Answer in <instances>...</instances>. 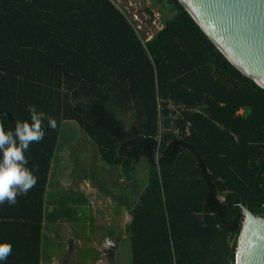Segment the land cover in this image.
<instances>
[{"label":"trees","instance_id":"trees-1","mask_svg":"<svg viewBox=\"0 0 264 264\" xmlns=\"http://www.w3.org/2000/svg\"><path fill=\"white\" fill-rule=\"evenodd\" d=\"M152 1L171 17L142 43L112 0H0V125L30 122L29 105L57 120L25 153L36 185L0 204V243L12 245L0 264H40L66 120L124 179L147 161L144 190L126 205L130 264H234L242 207L264 216V89L178 0Z\"/></svg>","mask_w":264,"mask_h":264},{"label":"rangeland","instance_id":"rangeland-1","mask_svg":"<svg viewBox=\"0 0 264 264\" xmlns=\"http://www.w3.org/2000/svg\"><path fill=\"white\" fill-rule=\"evenodd\" d=\"M114 2V4H117L119 6V8L125 12V14L129 17V19L131 20V22L133 24H139L140 28H141V32L147 35L152 34V32L154 33L156 30V27L152 25L151 22L147 21L148 19H146L145 16H143L144 12L146 9H152L153 11H159L161 13L162 16L166 17V18H170L171 15L169 12H161L158 8V6L152 1V0H112ZM136 13V15L138 14V17L136 18L134 16V14ZM133 18H132V17ZM171 109L175 110V107L170 106ZM243 110H239L238 113H242ZM127 116V115H126ZM126 116H123L122 118L124 120H126L128 123L133 121V117L132 114H130V118L132 120H129V118L127 119ZM63 137L64 139H69L71 136V139L69 141H66L65 145H62L57 152L58 155V169L62 171H69V168L67 167V165L71 164V162L69 163V161L63 157L64 155H70V153L78 150L79 153H74L72 160L75 158V156L77 158L80 159L79 161V166H82L85 169V172H92L93 173V177L95 180V183H98L99 186V191L96 192L90 185L88 182H76V183H72L71 177L66 178L65 181H63L64 187H66L65 189L67 190L65 193V196H59V195H54V199H53V203L55 205V214L56 216H59L61 213L62 217L65 213L66 215V211L64 209V204L70 201V204H75L76 202H79L81 200V196L79 194V192L84 196V199L86 200V206L82 207L84 205V203H82L81 205H75V207L72 208V210H69L67 212V216L66 219H73L72 221L74 223L70 224V228L73 229L75 231V233L78 234L79 236H83L82 238H71L70 244H75L76 249L78 250V247H84L85 249H83L82 252L87 251V254L91 253V249L96 251V245H93L92 243V248H89L88 245L91 244L87 241L86 238H84L86 235L90 234L91 237H93V231H101V234H98V236H96V238H99L102 240V237L104 236H109L112 237L113 239H117V234L118 232H120V228L117 227L116 222L119 223L118 218H117V214L119 212H122L123 208L118 205L119 201L115 200L113 195H116L118 193H121L122 195H126V196H130L133 199V195L129 194L128 192L122 191L120 190V186H117L116 184H114L117 179H118V171L119 173H121L120 169L117 167H111L108 168L109 166L104 165L102 163V165H98V159L92 158V155H96V149L94 147H92L90 144L91 142L89 141V139L87 138L86 135H84V133L81 132L80 128L75 124L74 121H67L64 122L61 128V135L60 137ZM76 140V142H74ZM59 142H63L61 139L59 140ZM63 144V143H62ZM76 144V145H75ZM62 155V156H61ZM65 166V168L63 167ZM108 168V170H107ZM77 176L82 175V172H79L78 174H76ZM76 175L73 176V179L76 180L77 177ZM147 175H148V165H147V161L145 158H142L141 161L139 162V164L136 167V173L133 175V179H137L138 184H142L145 183L146 185V181H147ZM69 176V174L67 175ZM90 177H88L87 179H89ZM133 179H129L128 181H132ZM124 182V181H123ZM86 183V184H85ZM125 184V183H124ZM144 185V187H145ZM129 186V185H128ZM101 188H108L110 190V194L112 195V202L113 205L111 207V205H109V208L111 209L112 212V217L113 219L111 220V217H109V210L108 208H102L104 207L103 205L107 206L109 200L106 199L105 195L102 196V192H100V190H102ZM77 190V191H76ZM144 190V188L142 189ZM137 191L140 192V190L137 188ZM133 193H136V187H134V189L132 190ZM67 196V197H66ZM118 196V195H116ZM84 199L83 202L85 201ZM72 201V202H71ZM135 201V200H134ZM52 202V201H51ZM96 209H99L101 211H98ZM129 210V209H128ZM104 211V213H106L107 215L103 216V219L106 222H109V226H105L101 220H99L100 218L102 219V217L99 215V212L102 213ZM96 212V213H95ZM96 214V217L99 216V219L96 218L95 220L98 221H94L92 220V215ZM103 214V213H102ZM64 215V216H65ZM69 217V218H68ZM86 217L88 218V221L85 223L84 225V221L86 220ZM123 225H126L128 223V221L130 220V217H123ZM60 225V226H59ZM93 225V226H92ZM59 226V227H58ZM58 226H50V225H44V250L48 251L47 254L45 256L42 255V260H43V264H55L53 261L54 257H58L60 254L64 253V252H68V243H64L67 242L68 239H70L69 237L73 236V233H69V227L65 224H58ZM62 227V228H61ZM121 227V226H119ZM48 230V231H47ZM54 234L55 233V237L51 236V238L49 237V234ZM59 233V234H58ZM58 235V236H57ZM70 235V236H69ZM63 238V239H62ZM49 239V241H48ZM78 240H80V244H78ZM90 241V240H89ZM65 244V251H64V246H61ZM59 245V246H58ZM47 248V250H46ZM76 250V252H77ZM90 251V252H89ZM100 253V252H98ZM101 259L98 260H94V261H90L89 259H85L84 261H81V259L83 260V258H78V259H74L76 264H79L82 262V264H130V247H129V243L126 241L122 242L119 244V247L116 251V255H115V263L112 257H100Z\"/></svg>","mask_w":264,"mask_h":264},{"label":"water","instance_id":"water-1","mask_svg":"<svg viewBox=\"0 0 264 264\" xmlns=\"http://www.w3.org/2000/svg\"><path fill=\"white\" fill-rule=\"evenodd\" d=\"M178 2L227 61L264 89V0ZM241 210L234 264H264V216Z\"/></svg>","mask_w":264,"mask_h":264},{"label":"crops","instance_id":"crops-1","mask_svg":"<svg viewBox=\"0 0 264 264\" xmlns=\"http://www.w3.org/2000/svg\"><path fill=\"white\" fill-rule=\"evenodd\" d=\"M67 121H72V120H66V121H64V122H67ZM63 122V123H64ZM75 122V121H74ZM63 123H62V125H63ZM76 124V123H75ZM77 125V124H76ZM78 126V125H77ZM79 127V126H78ZM62 128V127H61ZM82 132V131H81ZM63 142H59L58 143V147H57V149H56V153H55V155H54V158H53V160H52V163H51V167H50V170H49V180H48V186H47V190H46V203H45V214H46V217L47 218H49L50 220H52V222L51 223H46V225H50V226H58V224H62V225H64L65 224V226L67 225L68 227H69V233H70V235H71V233H73V236L72 237H69L70 239H68L67 240V242H64L65 244L66 243H68V252H64V253H62V254H60L57 258L56 257H54L53 258V261H55L54 263L55 264H58V262L62 259V258H66V259H69V260H72L73 262H75L74 261V259H78V258H83V260L81 259V261H84L85 259H89V258H91L92 257V255H94V254H98V258H96V260H98V259H101L100 257H109L108 255H106L103 251H104V243L103 242H107V241H109V243L110 242H112V243H114L113 245H111V252L110 253H112V255H111V257L113 258V260H114V263L116 262L115 260V255H116V251H117V249H118V247H119V244L120 243H122V242H124V241H126L127 239H126V237H127V234H126V230H125V227L130 223V221H131V216H130V214H129V210H128V207L126 206L127 205V203H128V201H130V200H134V195H133V192H132V190L134 189V187H139V188H141V189H143L144 188V185H145V183H142V184H138V181H137V179L135 180V179H133L132 181H128V180H126V179H124L123 178V175L121 174V173H119V171H118V179H117V181L114 183V184H116L117 186H120V190H122V191H125V192H128L129 194H132L133 195V199H132V197H128V196H124V195H122L121 193H118V194H116V195H118V196H116V195H113V197H114V199L115 200H117V201H119V203H118V205H120L122 208H123V210H122V212H119L118 214H117V218H118V221H119V223H117L116 222V225H117V227L118 228H120V232H118V234H117V239H113L112 237H109V236H104V237H102V240L100 239V237L99 238H96V236H98V234H101L102 232L100 231H93V237H91V235L90 234H88V235H86L84 238H86L87 239V241L89 242V243H91V244H89L88 245V247L89 248H92V243H93V245H96V248H95V250L96 251H94V250H92L91 249V253L90 254H87V251H85V252H82L83 251V249H85L84 247H78V250L76 249V246H75V244L73 245V244H70V241H72L71 240V238H77V239H79V238H82L83 236H79L78 237V234L77 233H75V231L73 230V229H71L70 228V224H72V223H74L72 220L73 219H66V216H67V212L69 211V210H72V208L73 207H75V205H81L82 203H84V205L83 206H81V208L82 207H84V206H86V200L84 199V196L79 192V194H80V196H81V200L79 201V202H76L75 204H70V201L69 202H67V203H65L64 204V206L66 207L65 208V211H66V215H65V213H64V217H60L59 219H55L56 217H55V211H54V209H55V205H54V203H53V199H54V195H59V194H62V195H59V196H65L66 195V187H64V184H63V181H65L66 180V178H68V177H71V180H72V182H71V184L74 182V183H76V182H78V183H80V182H88L89 183V185L96 191V192H98L99 191V188H96V187H98L99 186V184L98 183H95V180H94V177H93V173L92 172H90V173H88V172H85V169L82 167V166H79L78 164H79V161H80V159L79 158H77L76 156H75V158L72 160V157H73V154L74 153H79L78 152V150H76V151H74V152H72V153H70V155H64L63 157H65L68 161H69V163L71 162V164H69V165H67V167L69 168V171H62L61 170V173H60V170L58 169V155H57V152H58V149L62 146V145H65V143H66V141H69L70 139H71V136H70V138L69 139H64L62 136H61V138H60ZM90 141V140H89ZM74 142H76V140L74 141ZM63 143V144H62ZM77 143V142H76ZM76 145V144H75ZM92 147H94L92 144H90ZM95 148V147H94ZM96 149V148H95ZM79 154H82V153H79ZM62 156V155H61ZM96 158V159H98V165L100 166V165H102V162L100 161V159H99V157H98V155H92V158ZM94 158V159H95ZM103 166V165H102ZM64 168H65V166H63ZM108 168H111V167H108ZM108 168H107V170H108ZM79 172H82V175H80V176H77L76 174H78ZM69 174V176H67ZM74 175H76V177H77V179L76 180H74L73 179V176ZM88 177H90L89 179H87ZM92 177V178H91ZM63 180V181H62ZM124 181V182H123ZM125 183V184H124ZM86 184V183H85ZM129 185V186H128ZM102 190H100V192H102V196L103 195H105V197H106V199H108L109 200V202H108V205L107 206H105V205H103L104 207H102V208H108V210H109V217H111V220L113 219V217H112V212H111V209L109 208V205H111V207H112V205H113V202H112V195L110 194V190L108 189V188H101ZM77 191V190H76ZM67 197V196H66ZM82 199H84L85 201L83 202V200ZM52 201V202H51ZM72 202V201H71ZM96 210H98V211H101V210H99V209H96ZM96 213V212H95ZM103 213V214H102ZM102 213H100L99 212V215L102 217V219L100 218L99 219V216L98 217H96V214H95V217L96 218H98L99 220H101V222L105 225V226H108V227H110L109 226V222H111V221H109V222H106L104 219H103V216L104 215H107L106 213H104V211L102 212ZM92 215V220L94 221V223H95V221H98V220H95L96 218L94 217V215L93 214H91ZM123 217L125 218H127V217H130V220L128 221V223L126 224V225H123L124 223H123ZM69 218V217H68ZM61 219V220H60ZM88 221V218L86 217V220L84 221V225H85V223ZM60 226V225H59ZM58 226V227H59ZM93 226V225H92ZM119 226H121V227H119ZM62 228V227H61ZM48 231V230H47ZM44 232H45V230H44ZM44 232H43V239H42V254H41V261H40V264H43V260H42V255L43 256H45L46 254H47V252L48 251H45L44 250ZM59 234V233H58ZM50 236V238H51V236H54L55 237V233L54 234H49ZM69 235V236H70ZM58 236V235H57ZM63 239V238H62ZM90 240V241H89ZM48 241H49V239H48ZM73 242V241H72ZM65 244H63V245H61V246H64V251L66 250L65 248ZM78 244H80V240H78ZM59 246V245H58ZM46 250H47V248H46ZM76 250H77V252H76ZM90 252V251H89ZM98 252H100V253H98ZM76 264V263H75Z\"/></svg>","mask_w":264,"mask_h":264},{"label":"clouds","instance_id":"clouds-1","mask_svg":"<svg viewBox=\"0 0 264 264\" xmlns=\"http://www.w3.org/2000/svg\"><path fill=\"white\" fill-rule=\"evenodd\" d=\"M28 112L30 122L17 120L14 130L5 131L0 125V204L15 205L19 195H27L36 185L38 177L27 167L25 153L32 143L43 140L45 119L52 130L57 128V120L43 111L38 112L34 105L28 106ZM11 252L10 243H0V261H6Z\"/></svg>","mask_w":264,"mask_h":264},{"label":"built area","instance_id":"built-area-1","mask_svg":"<svg viewBox=\"0 0 264 264\" xmlns=\"http://www.w3.org/2000/svg\"><path fill=\"white\" fill-rule=\"evenodd\" d=\"M117 5V4H115ZM118 6V5H117ZM118 9L128 18V20L130 21V23L133 25L134 27V30L136 31V33L138 34V37L140 38V40L142 41V43H145L149 40L152 39V37L155 35L156 32L160 31L163 27V22H162V15L159 11H153L152 9H149L148 8V11L145 10L143 16L146 17V19H148L147 21L151 22L153 26L156 27V30L155 32L150 35H147L143 32H141V28H140V25L139 24H133L131 22V20L129 19V17L125 14V12H123L119 6H118ZM134 16L137 18L138 17V14L136 15V13L134 14ZM132 17V16H131ZM133 18V17H132Z\"/></svg>","mask_w":264,"mask_h":264},{"label":"flooded vegetation","instance_id":"flooded-vegetation-1","mask_svg":"<svg viewBox=\"0 0 264 264\" xmlns=\"http://www.w3.org/2000/svg\"><path fill=\"white\" fill-rule=\"evenodd\" d=\"M104 243V253L106 254V255H108L109 257H111V255H112V253H110L111 252V245H113L111 242L109 243V241H107V242H103ZM90 261H92L91 259H90ZM58 264H75V262H73L72 260H69V259H66V258H62L59 262H58ZM79 264H82V262L81 263H79Z\"/></svg>","mask_w":264,"mask_h":264}]
</instances>
